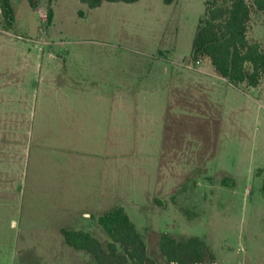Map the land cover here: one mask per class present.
Instances as JSON below:
<instances>
[{
	"label": "rangeland",
	"instance_id": "1",
	"mask_svg": "<svg viewBox=\"0 0 264 264\" xmlns=\"http://www.w3.org/2000/svg\"><path fill=\"white\" fill-rule=\"evenodd\" d=\"M207 1L11 0L10 29L0 11V121L17 119L19 145L30 144L21 131L33 114L19 191L9 190V149L1 155L0 264H99L59 229L81 228L108 249L99 213L68 207L64 217L56 179L60 206L81 187L112 192L105 209L128 212L145 264H179L163 256V233L206 240L215 259L195 264H264V80L234 88L210 61L188 60ZM249 25L264 47V13L253 9Z\"/></svg>",
	"mask_w": 264,
	"mask_h": 264
},
{
	"label": "trees",
	"instance_id": "2",
	"mask_svg": "<svg viewBox=\"0 0 264 264\" xmlns=\"http://www.w3.org/2000/svg\"><path fill=\"white\" fill-rule=\"evenodd\" d=\"M104 1L133 3L139 0H81L89 8L99 7ZM172 4L176 0H163ZM37 7L36 0H29ZM253 9L264 13V0H208L204 16L199 20L188 60L197 63L210 61L215 72L238 87L246 83L257 87L264 80V47L248 37ZM4 27L15 25V10L11 0H0ZM48 20L53 10L48 11ZM224 178V184H227ZM98 223L111 238L108 249L85 230L65 228L62 233L69 246L92 253L99 264H123L128 260L145 264L147 244L123 206H115L98 215ZM121 246L123 253H119ZM160 250L169 263L195 264L215 255L206 240L190 237L178 240L168 233L160 237Z\"/></svg>",
	"mask_w": 264,
	"mask_h": 264
},
{
	"label": "crops",
	"instance_id": "3",
	"mask_svg": "<svg viewBox=\"0 0 264 264\" xmlns=\"http://www.w3.org/2000/svg\"><path fill=\"white\" fill-rule=\"evenodd\" d=\"M221 82L227 83L229 86L237 88L231 84H229L226 79L220 77ZM263 81V80H262ZM217 85H220L219 81L215 82ZM252 88V87H251ZM28 113L26 112V119L28 120ZM225 115H226V110L224 111L223 114V118H222V123H221V127L225 125ZM11 117V116H10ZM221 131L223 132V128L221 129ZM22 134H29L31 136V141L30 144L28 145L27 143L25 145L18 144L17 141V136L19 134L18 131V126H17V119H12V117L9 120V124L7 125V123L4 124V126H2L1 121H0V185L2 184L3 181V176L4 173L2 172L1 169V155H3V152L6 153L7 155V149H9L8 151V157L6 164L8 165V167H10V169H14V174L12 175V173H10V181L11 183L9 184V190H18L19 191V180L16 179L17 178V166H19V164L21 165V162H18V151H19V146H20V155L21 157L25 158L27 162H29L31 160V154H32V135H33V114H31L30 116V121H29V126H26L25 130L22 132ZM2 136H8L9 140L3 142L2 140ZM12 136L14 137L12 139ZM12 150L14 152H12ZM23 150V151H22ZM21 158V160H22ZM94 159L96 160V156H94ZM98 159V157H97ZM108 159H106L105 162H103L102 160L97 161L99 165H102V167H104V170H106V172L109 170L110 166H113V163L108 162ZM221 172H225L223 169H221ZM24 180V179H23ZM22 179H20V184H22ZM57 183V190H58V195H57V207H62L63 211H60L61 214H63V216H67L70 215L72 212L70 210L72 209H68L69 208H73L76 207L75 210L72 211H81L82 212V216H86L88 218L93 217V215L96 213L101 214L102 212L109 210L108 208L105 209L108 205L107 203L109 201H111L113 199V194L112 192L108 191V190H104L101 188H95L93 189V191L91 189H86L85 187H81V193L77 196V195H68V197L65 196V201L66 203L63 206H60L59 202H60V198L63 199L64 196L60 195V185L63 184V182H61L60 179H56L55 180ZM106 183H108V179H106ZM107 186V185H106ZM2 190L8 191V189L1 188ZM55 189V188H54ZM86 190V191H85ZM91 190V191H90ZM83 191V193H82ZM75 196V197H74ZM113 208V207H111ZM110 208V209H111ZM77 209V210H76ZM91 211H93V214L91 213ZM98 214V215H99ZM97 215V216H98ZM66 220V218H64ZM66 227L70 228V226H61L59 229L60 231H62L63 229H65ZM76 230H83L81 228H73ZM65 238V237H64ZM66 241V240H65ZM67 243V242H66Z\"/></svg>",
	"mask_w": 264,
	"mask_h": 264
}]
</instances>
